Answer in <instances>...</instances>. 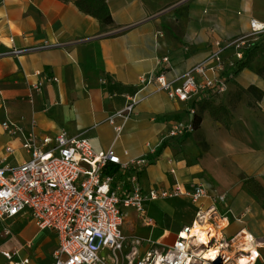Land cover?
<instances>
[{
    "label": "crops",
    "instance_id": "1",
    "mask_svg": "<svg viewBox=\"0 0 264 264\" xmlns=\"http://www.w3.org/2000/svg\"><path fill=\"white\" fill-rule=\"evenodd\" d=\"M105 1L113 19L109 25L74 2L0 0V146L6 136L20 143L4 130L3 122L23 118L22 124L39 134L67 132L89 138L96 150L113 147L123 161L145 157L151 162L140 175L145 189L202 184L210 195L226 194L221 210L230 208L236 217L250 210L243 224L230 216L231 225L237 226L234 233L245 228L264 241V205L248 183L264 189V77L254 63L234 76L225 94H244L229 123L206 111L193 116L187 103L154 86L141 94L121 136L110 122L138 91L140 75L154 70L160 57L171 58L168 78L176 81L204 61L215 42L248 33L252 18L264 22V0H187L183 16L166 7L177 0ZM54 77L59 81L53 82ZM39 81L45 84L38 92L32 85ZM253 86L263 92L260 101L249 92ZM117 120L121 124L122 119ZM171 122H193L195 131L185 141L161 142ZM194 208L196 214V207L183 198L148 201L145 210L151 225L139 217L141 222L125 225L124 232L146 240L160 226L163 235L177 236L193 224L195 215L191 223L186 215ZM152 212L156 220L149 216ZM13 220L4 221L3 229L14 231L17 220ZM51 235L55 234L40 231L36 224L24 241L15 235L10 240L1 237L0 247L11 251ZM147 244L139 249H149Z\"/></svg>",
    "mask_w": 264,
    "mask_h": 264
},
{
    "label": "built area",
    "instance_id": "2",
    "mask_svg": "<svg viewBox=\"0 0 264 264\" xmlns=\"http://www.w3.org/2000/svg\"><path fill=\"white\" fill-rule=\"evenodd\" d=\"M262 41L264 22L252 18L248 33L215 42L209 56L176 81L168 78L171 58L160 57L154 70L140 75L138 91L127 99L125 107L110 118L117 136L123 133L125 121L133 116L141 94L151 86L187 103L189 113L196 116L203 101L215 100L228 92L234 76L249 62L252 51ZM52 81L59 80L54 77ZM44 84L39 81L32 88L39 92ZM117 118L122 119L121 124ZM22 120L7 118L3 122L4 130L20 140L27 157L18 161L17 149L12 145L0 150V222L29 215L40 231H52L58 240L52 264H214L218 260L222 264H241L242 259L257 264L262 259L264 244L261 246L262 241L245 228L227 234L230 216L243 224L250 210L240 217L234 216L230 208L221 210L220 206L228 200L226 194L210 195L202 184L188 187L179 183L145 189L140 184V175L151 164L147 158L123 161L113 147L96 150L89 138L67 132L39 134L27 129ZM169 126L161 142L167 138L185 141L195 131L193 122H171ZM147 146L151 148L152 144L149 142ZM11 157L16 164L9 162ZM127 172L131 173L128 178ZM182 198L196 207L193 224L200 222L205 226L206 234L200 245L192 243L190 247L189 238L184 235L190 234L193 224L178 232L173 246L157 245L150 238L130 241L124 227L131 211L151 225L146 216V202ZM211 229L221 233L220 241L213 237ZM246 235L252 240L241 242ZM1 236L5 240L14 238L10 227L4 228ZM144 242L152 247L141 251L139 247ZM23 248L33 250V242H27ZM23 248L7 251L0 247V252L9 264H30L31 257L21 256ZM212 249L220 254L206 258ZM198 251L203 252L200 257Z\"/></svg>",
    "mask_w": 264,
    "mask_h": 264
},
{
    "label": "rangeland",
    "instance_id": "3",
    "mask_svg": "<svg viewBox=\"0 0 264 264\" xmlns=\"http://www.w3.org/2000/svg\"><path fill=\"white\" fill-rule=\"evenodd\" d=\"M186 1L187 0H177L176 2H173L166 7L167 8L172 7V11L174 13L178 14L179 16H183L186 14V10H187L186 9ZM252 63H254L257 71H260L262 73L261 75L264 77V41L259 43L256 46V48L252 51V54L249 58L248 64H252ZM237 94L239 96L235 97V95H237ZM243 97H244L243 93H240V92L236 93L234 91V92L229 93L228 96H225V94H224L223 96L217 97L215 100L203 101L202 103L208 104V102H209L215 106L227 107L229 109V113L227 115H225L224 117L220 118V121L225 122V123H229V122H231V120L233 118L232 111L235 110V108L237 107L239 102H241ZM205 111L210 114V111L208 109H206ZM198 116H199V113L197 114V117ZM1 135L2 134L0 132V136ZM3 139H4V137H3ZM2 142L3 143L0 146V149H3V147L7 144H12V146L17 149L16 157H17L18 161H22V160L26 159V157H27L26 152L21 149L19 142H17V141L14 142L11 138H9L7 136H6L5 140H2ZM197 142L198 143L201 142L200 136L197 137ZM9 162L13 163V164L17 163V161H14V157H11L9 159ZM259 200L262 201V199L260 197H259ZM159 201H164V200H159ZM156 204H158V202ZM194 215H195V208H194V211H191L190 213H188L186 215V217L188 219L187 223L192 222ZM149 216L154 220H156L158 218L157 215L155 214V212L154 213L152 212ZM139 217L140 216H138V214L135 216L129 215L127 218V222H126L127 224L126 225L134 227L135 224H138L139 222H141ZM15 220H17V222L14 226V231H13V229H12V231L14 232L15 236H20L23 239V240L22 239L21 240L24 241V239L27 238L29 236V234L35 229L36 221L34 219H32L29 215L19 216ZM15 220H13V221H15ZM0 224H2V225H0V244H1V242L3 241L1 238L2 237L1 231L3 230V227H5L4 225H6L7 223L2 221V222H0ZM236 229H237L236 224L232 223V225L227 229L226 232L228 235H231L236 231ZM163 232H164V228H162L160 226L155 227L153 229L152 234H151V238H152L151 240L157 245L166 246V247L173 246V244L175 243V241L177 239V236L171 232H168V233L163 235ZM127 236L129 237L131 242H135V240L138 238V235L134 234V233L127 234ZM57 244H58V240H57L55 235H51L49 238L45 239L41 243L38 239V240L34 241V243H33L34 249L29 250V249L23 248L21 251V256L23 258L31 257L32 261L30 264H52L54 261L53 260V253L57 247ZM261 244H264V241H262ZM147 245L150 248L152 247V244H147ZM154 247H157V246H154ZM261 252H262V259L259 260L257 264H264V249H262ZM0 254H1V252H0ZM1 262H3L5 264V263H8V260L3 256V258L1 259Z\"/></svg>",
    "mask_w": 264,
    "mask_h": 264
},
{
    "label": "trees",
    "instance_id": "4",
    "mask_svg": "<svg viewBox=\"0 0 264 264\" xmlns=\"http://www.w3.org/2000/svg\"><path fill=\"white\" fill-rule=\"evenodd\" d=\"M65 1L74 2L83 12L98 18L103 25H109L113 22L109 6L107 5L105 0H65ZM258 72L262 74L260 71ZM249 92L254 94L258 101H260L263 96V92L254 86L249 89ZM237 96L239 95L238 94L235 95V97ZM199 109H200L199 111L201 112H204L206 109H208L210 111L211 116L215 118V120H220V118L224 117L229 113V109L227 107L215 106L209 102L208 104L201 103ZM248 183L251 192L257 194L262 199L264 205V189L259 187V185L257 184H252V181H249Z\"/></svg>",
    "mask_w": 264,
    "mask_h": 264
},
{
    "label": "bare ground",
    "instance_id": "5",
    "mask_svg": "<svg viewBox=\"0 0 264 264\" xmlns=\"http://www.w3.org/2000/svg\"><path fill=\"white\" fill-rule=\"evenodd\" d=\"M211 231H212L213 237H216V239L218 241H220L222 239L221 238L222 237L221 233H219L218 231H215L214 229H211ZM205 234H206L205 226L202 225L200 222H196L195 224L192 225L190 234L184 233V235L189 238L190 247L192 246V243H194V245H200L201 242H202L203 236ZM250 240H252V237H250V235H246L245 237H243L241 242H246V241H250ZM262 245L263 244H261V246ZM262 248H264V247H262ZM219 252H220L219 250L212 249V250H210V253L206 254V258H208V259L215 258V257H217L220 254ZM198 253H199L198 257H200L203 252L202 251H198ZM239 262H241V264H248L247 260H245V259H242ZM204 263L205 264H210L209 262H204Z\"/></svg>",
    "mask_w": 264,
    "mask_h": 264
},
{
    "label": "water",
    "instance_id": "6",
    "mask_svg": "<svg viewBox=\"0 0 264 264\" xmlns=\"http://www.w3.org/2000/svg\"><path fill=\"white\" fill-rule=\"evenodd\" d=\"M214 264H222V261L221 260H218Z\"/></svg>",
    "mask_w": 264,
    "mask_h": 264
}]
</instances>
